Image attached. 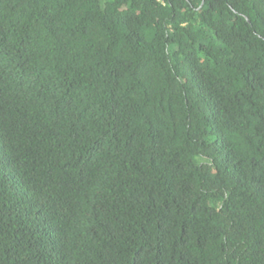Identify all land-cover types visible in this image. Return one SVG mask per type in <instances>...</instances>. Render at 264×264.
<instances>
[{
    "label": "trees",
    "instance_id": "trees-1",
    "mask_svg": "<svg viewBox=\"0 0 264 264\" xmlns=\"http://www.w3.org/2000/svg\"><path fill=\"white\" fill-rule=\"evenodd\" d=\"M0 264H264V0H0Z\"/></svg>",
    "mask_w": 264,
    "mask_h": 264
}]
</instances>
